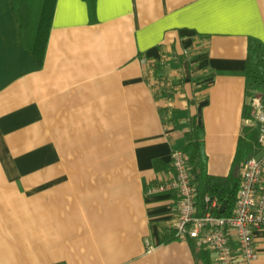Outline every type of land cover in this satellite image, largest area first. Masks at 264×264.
Wrapping results in <instances>:
<instances>
[{
  "label": "crops",
  "instance_id": "0c3cea01",
  "mask_svg": "<svg viewBox=\"0 0 264 264\" xmlns=\"http://www.w3.org/2000/svg\"><path fill=\"white\" fill-rule=\"evenodd\" d=\"M14 8L0 0V264H197L190 240H163L179 203L155 161L171 165L196 117L208 174L232 173L256 125L264 0H97L94 15L58 0L44 64Z\"/></svg>",
  "mask_w": 264,
  "mask_h": 264
},
{
  "label": "built area",
  "instance_id": "2783aa9c",
  "mask_svg": "<svg viewBox=\"0 0 264 264\" xmlns=\"http://www.w3.org/2000/svg\"><path fill=\"white\" fill-rule=\"evenodd\" d=\"M149 65L153 70L156 67L154 63ZM152 84L153 88L163 86L156 81ZM249 105L251 122L259 129V148L243 166L240 189L230 215L219 214L222 203L210 195L198 204V187L189 159L181 150L172 154L171 178L157 188L159 192H175L178 196L172 224L177 237L196 240L213 254L214 264H252L260 257L256 235L264 232V97L252 94Z\"/></svg>",
  "mask_w": 264,
  "mask_h": 264
},
{
  "label": "trees",
  "instance_id": "16d2710c",
  "mask_svg": "<svg viewBox=\"0 0 264 264\" xmlns=\"http://www.w3.org/2000/svg\"><path fill=\"white\" fill-rule=\"evenodd\" d=\"M16 10L24 46L37 56L38 61L44 64L48 41L51 32L55 9L58 0H12ZM91 10V14L96 12L97 0H85ZM160 70V68H159ZM246 78L252 92L249 99L255 94V88H264V45L257 39H250L248 45V57L246 60ZM250 105L245 111L246 121L253 119ZM205 132L198 124L196 117L191 118V129L186 134L187 143L183 151L191 167L193 181L197 185V201L202 204L207 195L218 198L221 203H227V211L224 215L232 212L237 193L240 189L241 177L238 176L248 158L259 148V129L256 125H249L244 128L243 136L240 138L236 160L232 173L228 177H215L207 172V154L204 142ZM155 167L159 174L172 170V166L165 165L162 161H155ZM219 214H222L219 212ZM179 239L174 230L169 242ZM191 247L196 257L197 264H212V253L205 247L200 246L194 239H189Z\"/></svg>",
  "mask_w": 264,
  "mask_h": 264
},
{
  "label": "water",
  "instance_id": "95a60500",
  "mask_svg": "<svg viewBox=\"0 0 264 264\" xmlns=\"http://www.w3.org/2000/svg\"><path fill=\"white\" fill-rule=\"evenodd\" d=\"M227 210V203H223L222 206H221V213H225Z\"/></svg>",
  "mask_w": 264,
  "mask_h": 264
}]
</instances>
